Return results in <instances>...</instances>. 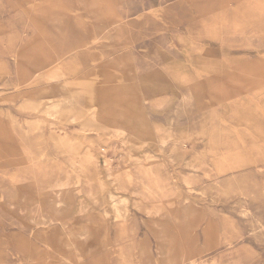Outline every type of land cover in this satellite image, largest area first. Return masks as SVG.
I'll return each mask as SVG.
<instances>
[{
    "label": "rangeland",
    "instance_id": "rangeland-1",
    "mask_svg": "<svg viewBox=\"0 0 264 264\" xmlns=\"http://www.w3.org/2000/svg\"><path fill=\"white\" fill-rule=\"evenodd\" d=\"M191 263L264 264V0H0V264Z\"/></svg>",
    "mask_w": 264,
    "mask_h": 264
},
{
    "label": "bare ground",
    "instance_id": "bare-ground-1",
    "mask_svg": "<svg viewBox=\"0 0 264 264\" xmlns=\"http://www.w3.org/2000/svg\"><path fill=\"white\" fill-rule=\"evenodd\" d=\"M51 190H53L54 191V188L53 189H51ZM60 191V190H59ZM58 192V191H57ZM59 194H60V192H59ZM55 195H56V193H55ZM61 201V200H60ZM191 264H195V263H191Z\"/></svg>",
    "mask_w": 264,
    "mask_h": 264
}]
</instances>
